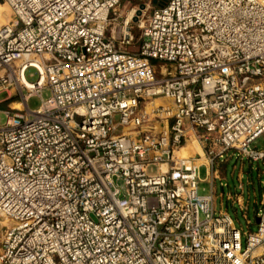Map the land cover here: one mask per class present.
I'll use <instances>...</instances> for the list:
<instances>
[{
  "label": "built area",
  "instance_id": "1",
  "mask_svg": "<svg viewBox=\"0 0 264 264\" xmlns=\"http://www.w3.org/2000/svg\"><path fill=\"white\" fill-rule=\"evenodd\" d=\"M120 1L0 0V264H264V204L242 231L175 156L264 159V0Z\"/></svg>",
  "mask_w": 264,
  "mask_h": 264
},
{
  "label": "rangeland",
  "instance_id": "2",
  "mask_svg": "<svg viewBox=\"0 0 264 264\" xmlns=\"http://www.w3.org/2000/svg\"><path fill=\"white\" fill-rule=\"evenodd\" d=\"M140 3H145V8L143 9L145 15L157 5V3H153L152 0H122L116 6V12L119 13V20L125 18L126 8L137 9L138 4ZM5 12L10 20L12 14L8 6L5 8ZM132 32H136V29L132 30ZM128 49L131 51L135 50V45L129 46ZM154 64L158 65L157 62H154ZM24 78L28 82H35L37 79L36 70L32 67L27 68L24 72ZM48 94V89L44 88L41 92V98H46ZM8 95V92L0 93V125L3 124L5 120L3 110L7 108L8 103L15 100V98L6 99ZM168 103L169 101L166 98L155 97L147 99L145 105L147 108H150L157 105H166ZM39 104L40 97L36 95L29 96L27 105L30 109H36ZM186 140L185 144L179 148V150H181L180 153L183 151L185 152L178 154L179 151H177V156L181 155L187 157L194 154L195 151L191 149L190 145L192 141L199 144L196 136L193 135L192 132H189ZM252 146L259 149L264 148V135L259 136L252 143ZM198 151L200 152L201 150ZM148 171L150 174H154L156 173V167L149 168ZM213 171H215V173H213ZM214 174L217 175V178H213ZM198 192L202 194L213 193L215 213L221 208L227 211L235 221V226L237 228L242 231H247L248 229L254 230L256 228V222L254 219L255 212L262 207L263 203L261 202V199L264 197V159L252 162L238 156L237 151L228 149L223 153L221 158H214L213 169H209L208 178H205L204 168H200ZM228 192L230 195L232 194L233 197L236 194L241 196L243 200V209L240 208L236 201L231 204L230 201L226 199ZM243 215L249 220V226H247L246 219ZM2 224L3 223L0 220V233L3 229Z\"/></svg>",
  "mask_w": 264,
  "mask_h": 264
},
{
  "label": "bare ground",
  "instance_id": "3",
  "mask_svg": "<svg viewBox=\"0 0 264 264\" xmlns=\"http://www.w3.org/2000/svg\"><path fill=\"white\" fill-rule=\"evenodd\" d=\"M7 7V4H5V3H0V23H6L8 20H9V18H8V16H7V13L5 12V8ZM136 9H134V8H126L125 9V21H127V19L128 18H130V16H131V14L135 11ZM122 28V27H121ZM123 30H127V28L126 27H123ZM17 72H18V76L21 78V80L27 85V86H29V87H32L33 85H32V83L31 82H28V81H26V79L24 78V76H23V74H22V71H21V69H20V67H18V70H17ZM155 101V100H154ZM13 107H21V104L20 103H16V102H14L13 103V105H12ZM187 140H185V142H186ZM185 142L183 143V144H185ZM189 144V143H188ZM188 144H187V146H188ZM190 147H191V149L193 150V151H198V150H201V149H199V144L198 143H195V141H192L191 142V145H190ZM177 151H179V153L178 154H182V153H184L185 151H183V152H181L180 153V151L181 150H177ZM176 151V152H177ZM187 152V151H186ZM201 152V151H200ZM188 153V152H187ZM175 156L177 157V158H181V157H184V156H177L176 155V153H175ZM202 159V158H201ZM162 169H165V166L164 165H162ZM2 223H4V221H2Z\"/></svg>",
  "mask_w": 264,
  "mask_h": 264
},
{
  "label": "crops",
  "instance_id": "4",
  "mask_svg": "<svg viewBox=\"0 0 264 264\" xmlns=\"http://www.w3.org/2000/svg\"><path fill=\"white\" fill-rule=\"evenodd\" d=\"M200 149H201V146H200ZM190 156L195 157V162L200 165V168H204L205 178H208L209 169L210 168L213 169V165L210 166L208 164L207 157L205 155H203L202 149H201V153L199 151H195L194 154L193 155H190ZM212 195H213V193H212ZM227 200H229L231 204H233L235 200H239L240 203H243V200H242L241 196L238 195V194H236L234 197L231 194V199H227ZM231 200H234V201L231 202ZM261 202L264 204V197L261 199ZM213 205H214V195H213ZM220 210L225 211L222 208Z\"/></svg>",
  "mask_w": 264,
  "mask_h": 264
},
{
  "label": "water",
  "instance_id": "5",
  "mask_svg": "<svg viewBox=\"0 0 264 264\" xmlns=\"http://www.w3.org/2000/svg\"><path fill=\"white\" fill-rule=\"evenodd\" d=\"M153 3H157V5H162L165 0H152ZM145 8V3H140L138 4L137 9L135 10V16L133 18V20H136L137 16L140 15V13L142 12V10ZM255 222L258 221V217L254 216Z\"/></svg>",
  "mask_w": 264,
  "mask_h": 264
}]
</instances>
